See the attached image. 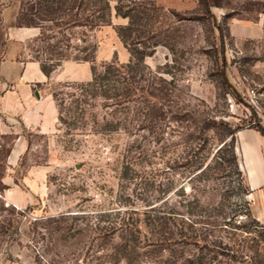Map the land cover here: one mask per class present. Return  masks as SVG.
<instances>
[{
  "label": "rangeland",
  "instance_id": "obj_1",
  "mask_svg": "<svg viewBox=\"0 0 264 264\" xmlns=\"http://www.w3.org/2000/svg\"><path fill=\"white\" fill-rule=\"evenodd\" d=\"M19 1L0 0V35ZM146 1L129 42L139 39L147 51L153 41L158 44L144 58L143 71L150 69L153 77L136 84L135 100L105 106L97 98L82 104V113L72 96L76 83L90 80L91 65L101 71L106 62L130 58L117 33L128 18L112 9L110 22L87 31L84 43L78 29L71 39L74 47L94 48L91 60H63L41 86L56 94L54 126L40 132L15 121L0 130V264H180L204 253L205 245L209 255L220 251L216 264L264 258L263 230L248 215L241 176L231 170L225 151L213 158L216 136L211 132L198 161L174 164L186 145L202 143L199 128L207 120L264 129V76L254 67L264 58V0H209L214 20L199 0ZM230 17L259 22L263 34L235 40ZM215 25L224 34L225 75L240 102L219 86ZM32 48H40L35 36L27 43L33 59ZM150 84L161 92L147 111L144 91ZM108 121H119V128L107 130ZM127 165L129 177L121 182ZM123 219L138 230L129 255L120 250L128 232L112 227Z\"/></svg>",
  "mask_w": 264,
  "mask_h": 264
},
{
  "label": "trees",
  "instance_id": "obj_2",
  "mask_svg": "<svg viewBox=\"0 0 264 264\" xmlns=\"http://www.w3.org/2000/svg\"><path fill=\"white\" fill-rule=\"evenodd\" d=\"M111 1L114 4L111 5ZM202 12L209 18L214 20V15L210 10L209 0H199ZM148 1L146 0H20L19 8L15 15V26L17 27H35L38 29V33L35 36V41L40 43V48L32 50L35 52L33 59L39 63L40 70L49 76L51 72L58 67L63 60L73 59L77 61H88L94 53V48L82 45L80 47H74L71 45V39L74 36L76 29L80 30L81 36L79 40L85 42L86 32L97 28L99 25L108 24L111 19V11L113 9L114 14L123 18H128V23L119 27L117 33L122 42L129 48L130 58L126 63H118L116 60H111L103 64L101 71H98L94 65H91V78L88 81L75 84V91L72 96L75 97L74 102L76 108L82 106V104L88 105L89 101L100 98L105 106L115 105L119 106L126 104L130 99L135 100L136 91L138 90V84L140 81H145L148 78L153 77L151 71H143L147 68L144 63L146 55H150L153 52V47L158 42L153 41L151 43L152 49L147 51L148 45L137 39L131 40L130 36L133 32L138 31V25L143 18V10L140 6L146 7ZM150 10H156V6L149 2ZM152 16V15H151ZM150 16V17H151ZM218 30L220 40V55L222 59V66L219 71V86L222 92L229 93L236 102H240V97L237 91L230 85L224 71V42L223 31L215 25ZM154 37V35H152ZM151 38V37H150ZM71 49H74L76 53H72ZM148 69V68H147ZM163 80V79H162ZM164 81V80H163ZM171 81H169L170 83ZM67 85V84H66ZM40 86V84H37ZM145 101L147 102V111H152L155 107V101L159 99L160 94L157 88L152 87L150 84L145 89ZM54 99L56 94L52 93ZM144 98V97H143ZM81 112L84 113L85 107H80ZM59 119H61L59 117ZM118 122L112 124L107 122V130H117ZM258 130L264 135V129L258 124L249 125ZM240 126L233 127L229 122L223 120H207L203 127L199 128V135L202 137V143L192 141L184 153H181L174 159V164L178 165L179 159H183L184 162H180L181 165L189 167L193 162L198 161L195 159L196 154L200 150L205 148V144L209 141L212 135L216 136L217 146L213 154V158L219 159L220 152L225 151L227 158L226 161L229 164L232 171L241 176V172L237 164V156L234 151L235 133L241 129ZM212 132V135H211ZM194 142V143H193ZM194 151V152H193ZM197 151V152H196ZM212 158V159H213ZM195 160V161H194ZM192 161V162H191ZM168 165H170L167 162ZM201 161L198 165H201ZM171 168V165L168 166ZM120 175V180L127 179L129 177L127 166L123 167ZM202 169L201 171H203ZM241 182L243 184V191L247 194L248 189L245 187L242 177ZM169 188L167 187L166 190ZM166 213L163 212L162 218H166ZM248 215L252 218V221L258 223L248 210ZM170 217V215H168ZM259 224V223H258ZM263 230L264 239V226L259 224ZM113 230L120 228L128 232V238L124 239L120 250L127 255L131 251H134V242L138 238L137 227L130 226L127 221L123 219L117 223V226H112ZM184 234V233H183ZM193 238H200L199 235H194ZM212 246L220 248V241H213ZM264 245V241H263ZM202 249L206 251L198 253L196 256H188L183 258L180 264H216L220 260L217 259L220 255V251L209 255V247L202 246ZM213 251V250H212ZM208 252V253H207ZM123 253V254H124ZM256 264H264V258L258 259Z\"/></svg>",
  "mask_w": 264,
  "mask_h": 264
},
{
  "label": "crops",
  "instance_id": "obj_3",
  "mask_svg": "<svg viewBox=\"0 0 264 264\" xmlns=\"http://www.w3.org/2000/svg\"><path fill=\"white\" fill-rule=\"evenodd\" d=\"M14 21L15 14L0 35V130L19 121L26 128L47 132L56 122L57 111L52 94L41 86L52 77L40 70L39 63L27 51V43L38 29L17 27ZM227 25L235 40L258 38L263 34L259 22L230 17ZM254 67L264 76V58L256 61ZM234 151L248 189L249 211L264 226V135L252 127L239 129L235 133Z\"/></svg>",
  "mask_w": 264,
  "mask_h": 264
}]
</instances>
